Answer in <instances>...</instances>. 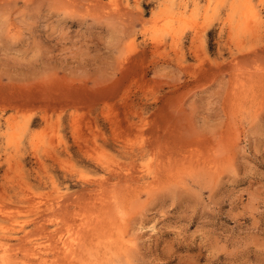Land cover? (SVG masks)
Masks as SVG:
<instances>
[{"label":"rangeland","instance_id":"374dc122","mask_svg":"<svg viewBox=\"0 0 264 264\" xmlns=\"http://www.w3.org/2000/svg\"><path fill=\"white\" fill-rule=\"evenodd\" d=\"M0 225L33 264H264V0H0Z\"/></svg>","mask_w":264,"mask_h":264},{"label":"bare ground","instance_id":"6f19581e","mask_svg":"<svg viewBox=\"0 0 264 264\" xmlns=\"http://www.w3.org/2000/svg\"><path fill=\"white\" fill-rule=\"evenodd\" d=\"M243 14V13H242ZM244 17V16H243ZM28 191V190H27ZM31 195V194H30ZM33 195V194H32ZM34 196V195H33ZM28 197V196H27ZM39 197V196H38ZM60 197V196H59ZM58 197V198H59ZM32 198V197H31ZM30 198V199H31ZM56 198V197H55ZM63 198V197H62ZM29 199V200H30ZM46 199V198H45ZM43 200V199H42ZM49 201V200H48ZM52 201H54L53 199H52ZM58 201V200H57ZM57 201H56V203H57ZM33 202L34 203H36L35 202V198H34V200H33ZM39 202V201H38ZM47 202V201H46ZM55 202V201H54ZM30 203H32L31 201H30ZM59 203H61L60 201H59ZM38 205V204H37ZM36 205V206H37ZM48 204L46 203V206H47ZM58 205V204H57ZM56 205V206H57ZM30 207L32 206V204L31 205H29ZM36 206H34V207H36ZM46 206H45V209H46ZM53 206H54V204H53ZM41 207V206H40ZM42 208H44V207H42ZM49 208V207H48ZM54 208H55V206H54ZM60 208V207H59ZM58 208V209H59ZM38 209V208H37ZM39 210V209H38ZM37 210V211H38ZM41 210V209H40ZM39 210V211H40ZM21 211V210H20ZM49 211V210H48ZM56 211V210H55ZM4 212V211H3ZM5 212H7V211H5ZM12 212V211H11ZM54 212V211H53ZM36 213V212H35ZM52 214V213H51ZM8 215H13V214H8ZM3 216V215H2ZM45 216V215H44ZM56 217V216H55ZM43 218V217H42ZM53 218V217H52ZM36 219V218H35ZM47 219V218H46ZM37 220V219H36ZM40 220V219H39ZM38 221V220H37ZM13 222V221H12ZM11 222V223H12ZM39 222V221H38ZM49 222V221H48ZM56 222V221H55ZM58 222V221H57ZM35 223V222H34ZM37 223V222H36ZM2 225V224H1ZM0 225V226H1ZM3 226V225H2ZM71 227V226H70ZM20 228V227H19ZM54 228V227H53ZM52 228V229H53ZM11 229V228H10ZM22 229V228H21ZM68 229H70V228H68ZM68 229H66V230H68ZM12 230V229H11ZM24 230V229H23ZM46 230V229H45ZM59 230V229H58ZM65 230V229H64ZM54 231V230H53ZM56 231V230H55ZM63 231V230H62ZM45 234H48V233H46L45 231H43ZM59 231H57V233H58ZM72 232V231H71ZM70 232V233H71ZM43 233V234H44ZM52 233V232H51ZM56 233V234H57ZM69 232H68V234H70ZM38 234H40V233H38ZM1 235H5V234H1ZM16 235V234H15ZM51 235H53V234H51ZM6 236V235H5ZM8 236V235H7ZM27 236V235H26ZM26 236H24V238H28V237H26ZM31 236V235H30ZM30 236H29V238H30ZM46 236V235H45ZM53 236H55V235H53ZM52 236V237H53ZM8 237H10V236H8ZM14 237V236H13ZM23 237V236H22ZM51 237V236H50ZM2 238L3 237H0V264H33V262L31 261H28V259L25 257V258H18V260H16V258L17 257H15L14 256V254H12L11 253V244L9 245L8 243L9 242H7V241H3L2 240ZM5 238V237H4ZM17 238H18V235H17ZM49 237L47 236V239H48ZM20 239H21V237H20ZM34 239V238H33ZM46 239V241H48ZM82 238H80V237H76V236H70V235H68V236H66V237H64L63 235H59V233H58V240H59V243H60V247H61V250H62V252L65 254V255H74V251H75V246L76 245H78L77 247H79V244H81L80 243V240H81ZM30 240V239H29ZM25 241V240H24ZM23 241V242H24ZM45 241V242H46ZM83 241V240H82ZM32 242V241H31ZM49 242H51V241H49ZM12 243V242H11ZM27 243H29V242H27ZM42 243H44V242H42ZM42 243H30V245H31V247L29 248V250H26V248H24L25 250H26V255H30V256H32L34 259H35V262H36V260H38L40 263L39 264H46V260H45V256L43 255L44 254V252H46V251H48V247H46V244H45V246L44 245H42ZM51 244H52V242H51ZM55 244V243H54ZM29 246V245H28ZM48 246H50V245H48ZM54 246H56V245H54ZM58 246H59V244H58ZM25 247V246H24ZM23 248V247H22ZM52 248H53V246H52ZM55 248V247H54ZM15 249H19V248H16L15 247ZM14 249V250H15ZM23 249V250H24ZM56 250H58L57 248H55ZM23 250H22V252H23ZM24 250V251H25ZM54 250V249H53ZM55 251V250H54ZM54 253V252H53ZM57 253H58V251H57ZM57 253H55V255L57 254ZM62 253V255H64ZM75 254H76V251H75ZM47 255V254H46ZM57 255H59L60 256V254H57ZM56 255V256H57ZM53 256V255H52ZM47 257V256H46ZM64 257V256H63ZM66 257V256H65ZM74 257V256H73ZM71 258V257H70ZM69 258V259H70ZM49 260V259H48ZM54 260V259H53ZM67 260V259H66ZM38 261L36 262L37 264H38ZM58 261V260H57ZM56 261V262H57ZM53 262V261H52ZM55 261H54V263H56ZM35 263V264H36ZM51 264V263H50ZM64 264V263H63Z\"/></svg>","mask_w":264,"mask_h":264}]
</instances>
